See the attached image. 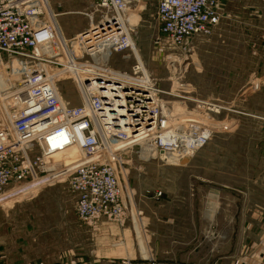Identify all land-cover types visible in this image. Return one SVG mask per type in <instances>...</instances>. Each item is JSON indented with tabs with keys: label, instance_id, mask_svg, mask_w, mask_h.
<instances>
[{
	"label": "built area",
	"instance_id": "2783aa9c",
	"mask_svg": "<svg viewBox=\"0 0 264 264\" xmlns=\"http://www.w3.org/2000/svg\"><path fill=\"white\" fill-rule=\"evenodd\" d=\"M51 1L0 0V196L47 174L48 159L75 150L68 180L74 213L79 225H97L122 208L114 163L121 153L136 148L143 161L181 165L219 132L216 116L237 110L146 82L133 54V0H92L97 17L84 13L87 28L72 38L63 36ZM154 17L153 46L185 57L192 40L211 35L224 14L219 0H156ZM131 53L130 72L109 66L114 54ZM64 78L72 82L76 105L59 93ZM177 98L191 110L178 108ZM145 194L158 199L162 192ZM138 258L139 264H160L149 250ZM119 262L136 264L130 257Z\"/></svg>",
	"mask_w": 264,
	"mask_h": 264
},
{
	"label": "rangeland",
	"instance_id": "374dc122",
	"mask_svg": "<svg viewBox=\"0 0 264 264\" xmlns=\"http://www.w3.org/2000/svg\"><path fill=\"white\" fill-rule=\"evenodd\" d=\"M51 9L65 38L87 28L84 13L97 17L92 0H52ZM155 9L156 0H133L128 12L134 17L129 18V24L133 27L135 52L150 79L164 91L172 89L177 96L236 109V113L216 116L219 132L216 130L214 136L228 137L243 128L246 136L242 138L263 140L264 0H237L232 16L211 35L196 36L185 57H173L170 50L153 46L158 29ZM134 62L132 53L129 58L114 54L109 66L130 72ZM57 85L64 101L78 103L70 79L64 78ZM175 101L180 109L192 108L183 99ZM228 123L232 129H225ZM116 159L123 205L130 214L128 232L124 233L121 222L116 225L117 231L109 223L99 222L96 233L78 224L75 197L68 187L74 167L71 150L55 156L57 168L51 181L42 177L0 196V251L7 256L0 262L68 264L74 259L70 250L93 257L108 255L113 249L112 256L119 258L129 250L131 256H138V252L147 256L150 247L151 253L158 254L160 264L207 260L228 264L234 261L229 256L246 237H251L250 233L264 230V225L241 227L237 221L233 226L212 227L204 222L205 215L212 213L237 219V195H212L219 186L204 183L186 168V162L173 165L163 158L143 161L136 148ZM161 166L172 169L161 170ZM157 190L162 192L158 199L145 194ZM258 207H264L262 197Z\"/></svg>",
	"mask_w": 264,
	"mask_h": 264
},
{
	"label": "crops",
	"instance_id": "0c3cea01",
	"mask_svg": "<svg viewBox=\"0 0 264 264\" xmlns=\"http://www.w3.org/2000/svg\"><path fill=\"white\" fill-rule=\"evenodd\" d=\"M223 7L224 18L221 19L218 26L228 17L232 16L231 11L237 0H219ZM218 26L216 28H218ZM193 48V45H192ZM238 128V127H237ZM246 133V132H245ZM243 128H238L235 134L231 136H213L207 144L196 151L190 160L186 161V168L192 169L193 173L198 174L204 183L217 184L219 188L213 194L219 195H237V219H232L224 214L222 218L218 214H207L204 222L209 226H233L237 221V226L255 227L264 225V207H258L259 197L264 202V139L257 138L244 139ZM264 135V134H263ZM246 136V135H245ZM161 170L172 169L166 166L159 167ZM222 196V197H223ZM222 199L220 198V201ZM230 200V199H229ZM224 199V202L229 201ZM231 202V201H230ZM232 202L235 203L233 200ZM260 209V210H259ZM233 211V209H222ZM81 226V225H80ZM129 230H127L128 232ZM251 237H246L233 252L229 258L234 260L228 264H264V230L261 233H250ZM253 234V235H252ZM151 250L149 247L148 250ZM149 250V253H151ZM73 260L68 264H120L119 260L125 257H131L136 264H139L138 256H131L129 250L125 257H113V249L108 255L87 257L83 252L70 250ZM152 251V250H151ZM158 258L157 253H151ZM168 256V254H166ZM0 259H6L5 252L0 251ZM172 260V257L171 259ZM199 264H216L209 260ZM180 262V263H185ZM8 264L3 261L0 264ZM178 262H169L167 264H176ZM9 264H25L14 262ZM26 264H29L26 262ZM40 264V262L34 263ZM222 264V263H221Z\"/></svg>",
	"mask_w": 264,
	"mask_h": 264
},
{
	"label": "bare ground",
	"instance_id": "6f19581e",
	"mask_svg": "<svg viewBox=\"0 0 264 264\" xmlns=\"http://www.w3.org/2000/svg\"><path fill=\"white\" fill-rule=\"evenodd\" d=\"M132 16V17H131ZM129 18L130 20H132L134 17L132 14L129 15ZM132 22V21H131ZM135 57L137 58V53L135 52V49H134V53ZM140 60V59H139ZM144 67V66H143ZM143 73L145 75V78H146V82L151 85V79L150 77L148 76V74L146 73L145 70H143ZM4 82L3 80L0 78V88H2L4 85ZM73 152V157H74V166L75 164L77 163V160H78V155L76 153L75 150H72ZM46 167H47V171L48 173L43 177V179L45 178V180H48V181H51L53 179V173L55 172L56 168H57V161L55 160V156L48 159L47 162H46ZM40 177V178H42ZM40 178H36L34 179L33 181L31 182H38L40 180ZM139 215V213H138ZM129 221H130V214L129 212L125 209L124 205H122V208L120 210V213L117 214V215H113V216H109V215H105L101 218V223L102 222H107L109 223L110 225H112L116 231H117V228H116V225L121 222L122 226L124 227L123 228V231L124 233H126L127 231V228L129 226ZM83 227L89 231V232H92V233H96L99 231V228H100V225H83ZM117 234V232H116ZM116 241V240H115ZM117 242V241H116ZM117 243H120V242H117Z\"/></svg>",
	"mask_w": 264,
	"mask_h": 264
}]
</instances>
